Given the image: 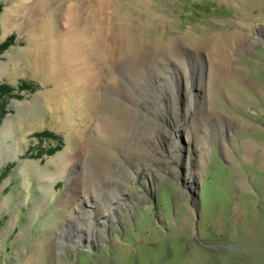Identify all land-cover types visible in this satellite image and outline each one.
Returning <instances> with one entry per match:
<instances>
[{
  "label": "rangeland",
  "instance_id": "1",
  "mask_svg": "<svg viewBox=\"0 0 264 264\" xmlns=\"http://www.w3.org/2000/svg\"><path fill=\"white\" fill-rule=\"evenodd\" d=\"M1 45L36 88L0 120V264H264V0H0Z\"/></svg>",
  "mask_w": 264,
  "mask_h": 264
},
{
  "label": "bare ground",
  "instance_id": "2",
  "mask_svg": "<svg viewBox=\"0 0 264 264\" xmlns=\"http://www.w3.org/2000/svg\"><path fill=\"white\" fill-rule=\"evenodd\" d=\"M104 3H106V0H103ZM89 8V11L86 13V18L84 19V21L86 22L85 25L88 26V29H90L89 31V34L91 37L94 36V39L96 40L94 43L90 44V50L91 52L93 53L96 49L99 50V53L103 55H106V57L108 58V55L109 54L110 56H112L114 53H116V56H117V53H118V43H117V47H116V52H115V48L114 47H111V48H108L106 47V45L104 44V40H108L107 37L104 35V33H101L100 30H105V26L103 25V23L100 22V20L103 21V16L102 15H99L97 12H98V9L95 10V8L92 6V3H91V7H88ZM85 10L87 11V8H85ZM101 11H102V7H101ZM116 13L115 12V16H116ZM74 15V14H73ZM101 16V17H100ZM75 18V16H73ZM79 17H76L75 18V22L78 20ZM116 20V17H114V13H113V16H111L110 20H113V19ZM117 22V25L119 22H121L119 19L116 20ZM124 25L127 24V23H123ZM116 25V23H115ZM114 26V24L112 23L111 21V28L114 29L116 27V33H117V39H118V42L120 39H126V45H127V42L129 44V46L127 47L126 46V49L127 51L130 50V45L131 43L133 42V39L128 37V34L126 33L127 30H124L120 28V24H119V27L118 26ZM76 27L78 28V25L76 24ZM121 27H122V22H121ZM85 29V28H84ZM75 28L72 29V34L70 35V38H68V43L70 41H72L73 44H68V50H70L71 54H76V52H79L80 48L78 47H81L83 52L88 55V53H90V50H88L87 48V45L91 42V39L90 38H87L88 41L84 40L88 35L86 33V29L85 31L83 32L84 36H81L79 34V39L80 40H84V41H80L78 43V45H76V41L74 40L75 37H76V32H75ZM224 39L228 42V38L227 37H224ZM220 42H221V39L215 35V36H212L210 38H207L206 39V42H205V45L207 47L210 48V50H212L211 54H212V58H213V61H214V71H213V75H214V72L215 73H220L221 71V68L223 66H225L227 64V60H226V57L223 58V50L221 49L220 47ZM74 45V47H73ZM78 46V47H77ZM67 50V49H66ZM75 50V51H74ZM107 51V52H106ZM90 55V54H89ZM80 72L76 73L77 77H78V74ZM85 73V72H84ZM82 73L81 74V77L82 75L84 74ZM222 80H224V77L222 78ZM97 82V81H96ZM98 84V83H97ZM91 94V92H90ZM113 110L116 111V114H115V118L116 119H120V115H121V110H120V106L116 103L113 104Z\"/></svg>",
  "mask_w": 264,
  "mask_h": 264
},
{
  "label": "trees",
  "instance_id": "3",
  "mask_svg": "<svg viewBox=\"0 0 264 264\" xmlns=\"http://www.w3.org/2000/svg\"><path fill=\"white\" fill-rule=\"evenodd\" d=\"M12 39H9L8 41L11 42ZM5 46H8L7 44H4ZM2 47V45L0 46ZM2 48H6V47H2ZM36 88V83L32 82V81H21L19 83V85L16 86V88L14 86H10L9 84L6 83H0V120L1 117L4 115L5 111H6V102L8 100V98H10L11 96H18L19 91H34ZM17 91V94L15 93ZM20 96V95H19ZM44 134L48 133L47 131L43 132ZM37 137H39L40 139H43L44 136L42 133H36ZM51 150V149H50ZM49 151V150H48Z\"/></svg>",
  "mask_w": 264,
  "mask_h": 264
}]
</instances>
